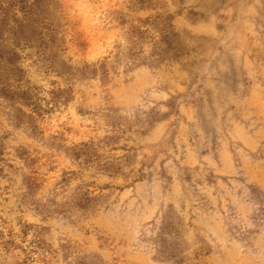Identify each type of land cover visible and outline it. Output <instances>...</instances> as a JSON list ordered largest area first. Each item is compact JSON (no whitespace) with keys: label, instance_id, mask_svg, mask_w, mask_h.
I'll return each mask as SVG.
<instances>
[{"label":"rangeland","instance_id":"1","mask_svg":"<svg viewBox=\"0 0 264 264\" xmlns=\"http://www.w3.org/2000/svg\"><path fill=\"white\" fill-rule=\"evenodd\" d=\"M19 1L0 264H264V0Z\"/></svg>","mask_w":264,"mask_h":264},{"label":"trees","instance_id":"2","mask_svg":"<svg viewBox=\"0 0 264 264\" xmlns=\"http://www.w3.org/2000/svg\"><path fill=\"white\" fill-rule=\"evenodd\" d=\"M39 2L40 0H33L32 2H26L25 0H20L18 2L20 4V6H18V11L23 17L31 15L33 7H36L39 4ZM0 12L5 14L2 2H0ZM4 16L6 17V14Z\"/></svg>","mask_w":264,"mask_h":264}]
</instances>
